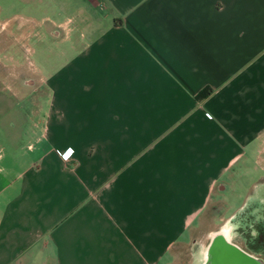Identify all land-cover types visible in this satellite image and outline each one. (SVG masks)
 Wrapping results in <instances>:
<instances>
[{"label": "crops", "instance_id": "0c3cea01", "mask_svg": "<svg viewBox=\"0 0 264 264\" xmlns=\"http://www.w3.org/2000/svg\"><path fill=\"white\" fill-rule=\"evenodd\" d=\"M45 9L59 59L0 104V264H264V0Z\"/></svg>", "mask_w": 264, "mask_h": 264}, {"label": "rangeland", "instance_id": "374dc122", "mask_svg": "<svg viewBox=\"0 0 264 264\" xmlns=\"http://www.w3.org/2000/svg\"><path fill=\"white\" fill-rule=\"evenodd\" d=\"M46 5L47 0H0V104L6 107L15 104L11 113L19 111V104L26 108L40 96V92L29 85L30 78L35 75V66L49 69L47 58L56 56L55 59H59L61 47L52 42L55 40L46 28ZM260 173L264 175L263 171ZM219 210L213 205L206 209L199 222L201 225L197 226V234L218 221L215 215ZM255 232L253 236L252 228L245 225V237L238 238L247 243L248 248L258 245L264 248V230Z\"/></svg>", "mask_w": 264, "mask_h": 264}, {"label": "built area", "instance_id": "2783aa9c", "mask_svg": "<svg viewBox=\"0 0 264 264\" xmlns=\"http://www.w3.org/2000/svg\"><path fill=\"white\" fill-rule=\"evenodd\" d=\"M206 116L208 117V118H212L213 117V115L211 114V113H206ZM68 168V167H67Z\"/></svg>", "mask_w": 264, "mask_h": 264}, {"label": "trees", "instance_id": "16d2710c", "mask_svg": "<svg viewBox=\"0 0 264 264\" xmlns=\"http://www.w3.org/2000/svg\"><path fill=\"white\" fill-rule=\"evenodd\" d=\"M206 93H207V92L204 91V92H202V93L200 94V96L206 95Z\"/></svg>", "mask_w": 264, "mask_h": 264}]
</instances>
